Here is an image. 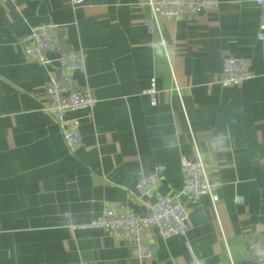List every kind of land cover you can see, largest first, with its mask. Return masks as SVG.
<instances>
[{
  "label": "crops",
  "instance_id": "crops-1",
  "mask_svg": "<svg viewBox=\"0 0 264 264\" xmlns=\"http://www.w3.org/2000/svg\"><path fill=\"white\" fill-rule=\"evenodd\" d=\"M259 16L252 0H220L217 8L160 16L148 33L147 0H0V264H189L182 236L150 228L152 255L139 258L131 240L78 227L107 204L144 212L137 173L159 167L155 192L186 206V238L204 264H264L245 245L248 234L264 233ZM47 23L64 46L83 52L76 84L97 99L65 112L79 121L74 151L42 111L56 55L41 64L20 52V38ZM228 55L249 58L257 76L222 86ZM198 156L216 210L208 196L183 190L180 159Z\"/></svg>",
  "mask_w": 264,
  "mask_h": 264
},
{
  "label": "built area",
  "instance_id": "built-area-1",
  "mask_svg": "<svg viewBox=\"0 0 264 264\" xmlns=\"http://www.w3.org/2000/svg\"><path fill=\"white\" fill-rule=\"evenodd\" d=\"M260 10L259 27L256 38L261 45L264 57V0H252ZM82 0H71L78 4ZM151 17L144 21L146 31L153 30L160 16H179L196 13L202 10L217 8L220 0H147ZM20 52L26 60L46 64L50 60L49 53L56 55L58 73L51 76L46 84V104L42 111L49 114L61 127V135L72 151L81 146L78 119H68L65 112L92 107L97 102L93 94L80 90L76 84V74L85 70V56L81 50L64 46L60 41L54 24H41L30 28L19 40ZM264 76V71L262 73ZM257 73L251 67V61L243 56H225L219 83L222 86H240L245 80L252 79ZM148 92L156 93L155 79L152 78ZM154 102V98H152ZM180 166L183 172V190L194 199L206 195L216 210L217 195L213 192V184L207 177L208 165L197 157L189 160L181 157ZM160 167L154 172L139 171L136 178V194L145 209L135 213L125 204H107L97 219L79 225V228L104 229L113 235L132 241L135 254L139 258L152 255L150 228H156L163 238L179 235L184 238V245L190 254L189 264H204L201 257L194 253L186 238L187 212L186 206L168 194H157L155 186L159 182ZM235 200H240L236 196ZM245 245L250 256L259 263H264V233H253L245 236Z\"/></svg>",
  "mask_w": 264,
  "mask_h": 264
},
{
  "label": "clouds",
  "instance_id": "clouds-1",
  "mask_svg": "<svg viewBox=\"0 0 264 264\" xmlns=\"http://www.w3.org/2000/svg\"><path fill=\"white\" fill-rule=\"evenodd\" d=\"M217 143L218 145H221L223 144V138L222 137H217Z\"/></svg>",
  "mask_w": 264,
  "mask_h": 264
}]
</instances>
